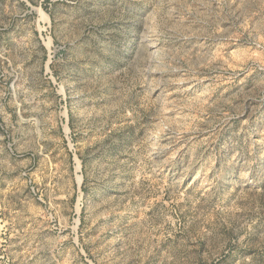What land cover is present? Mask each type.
Segmentation results:
<instances>
[{
	"label": "rangeland",
	"instance_id": "1",
	"mask_svg": "<svg viewBox=\"0 0 264 264\" xmlns=\"http://www.w3.org/2000/svg\"><path fill=\"white\" fill-rule=\"evenodd\" d=\"M0 264H264V0H0Z\"/></svg>",
	"mask_w": 264,
	"mask_h": 264
}]
</instances>
